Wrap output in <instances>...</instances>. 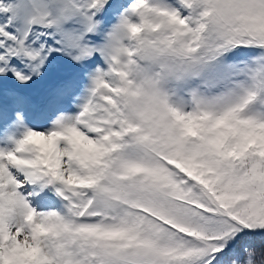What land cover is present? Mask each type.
I'll list each match as a JSON object with an SVG mask.
<instances>
[{
    "label": "snow or ice",
    "instance_id": "snow-or-ice-1",
    "mask_svg": "<svg viewBox=\"0 0 264 264\" xmlns=\"http://www.w3.org/2000/svg\"><path fill=\"white\" fill-rule=\"evenodd\" d=\"M0 264H264V0H0Z\"/></svg>",
    "mask_w": 264,
    "mask_h": 264
},
{
    "label": "rangeland",
    "instance_id": "rangeland-1",
    "mask_svg": "<svg viewBox=\"0 0 264 264\" xmlns=\"http://www.w3.org/2000/svg\"><path fill=\"white\" fill-rule=\"evenodd\" d=\"M40 87V85L39 84H37V85H35V86H33V88L35 89V88H39ZM32 125H29V127H31Z\"/></svg>",
    "mask_w": 264,
    "mask_h": 264
}]
</instances>
